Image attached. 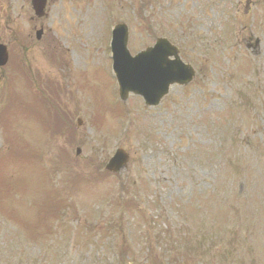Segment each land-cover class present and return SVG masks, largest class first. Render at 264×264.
Masks as SVG:
<instances>
[{
	"label": "rangeland",
	"instance_id": "rangeland-1",
	"mask_svg": "<svg viewBox=\"0 0 264 264\" xmlns=\"http://www.w3.org/2000/svg\"><path fill=\"white\" fill-rule=\"evenodd\" d=\"M30 2L0 0V264H264V0ZM119 22L194 80L122 102Z\"/></svg>",
	"mask_w": 264,
	"mask_h": 264
},
{
	"label": "water",
	"instance_id": "water-1",
	"mask_svg": "<svg viewBox=\"0 0 264 264\" xmlns=\"http://www.w3.org/2000/svg\"><path fill=\"white\" fill-rule=\"evenodd\" d=\"M47 0H32V7L39 17L44 15ZM38 31L37 38L41 37ZM128 27L118 24L113 30L112 52L114 71L117 76L120 97L126 100L129 92L141 95L147 106H156L169 92L171 85H186L195 78L191 64L184 63L179 49L166 38L157 39L152 47L132 56L127 48ZM8 60L7 47L0 44V66ZM129 155L118 149L106 168L117 172L125 168Z\"/></svg>",
	"mask_w": 264,
	"mask_h": 264
}]
</instances>
